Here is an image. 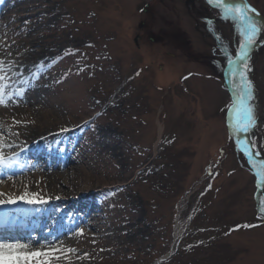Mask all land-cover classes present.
I'll return each mask as SVG.
<instances>
[{"label": "rangeland", "instance_id": "1", "mask_svg": "<svg viewBox=\"0 0 264 264\" xmlns=\"http://www.w3.org/2000/svg\"><path fill=\"white\" fill-rule=\"evenodd\" d=\"M247 2L264 19V0ZM4 3L0 54L7 45L11 55H0V75L18 63L29 93L0 106V152L18 153L23 165L0 169V187L12 180L0 200L15 201L0 204V212L23 204L28 237L37 241L49 213L65 225L74 226L71 214L83 218L78 205L63 204L80 195L99 213L103 231L94 236L76 226L50 264H264L256 178L221 111L232 95L223 53L214 50L221 41L229 51L238 47L235 22L207 0ZM32 41L40 46L31 49ZM34 51L45 55L26 62ZM250 65L258 120L251 139L264 144V43L253 48ZM39 136L35 149L62 169L49 171L45 159L27 155ZM49 172L58 175L52 184ZM25 192L47 203L18 199ZM56 195L62 199L51 205ZM243 224L258 226L232 231ZM50 229L41 227L42 235Z\"/></svg>", "mask_w": 264, "mask_h": 264}, {"label": "snow or ice", "instance_id": "2", "mask_svg": "<svg viewBox=\"0 0 264 264\" xmlns=\"http://www.w3.org/2000/svg\"><path fill=\"white\" fill-rule=\"evenodd\" d=\"M0 3H3V0H0ZM207 3L219 10L222 19L228 20L230 18L235 22V27L240 37L237 41L238 47L235 50L229 51L228 45H225L223 41H221L220 47L214 50L216 53H223L226 65L224 75L227 77L226 83L232 93L231 102L226 104L221 111L225 112L226 123L232 133L230 139H235L239 151L256 178V196L259 200L257 219L264 221V144H258L255 139H251L257 128L258 120L254 105V84L249 78L253 48L258 43H264V41L259 39V37L264 35V24L257 19L261 15L260 12L251 6L247 0H240V2L236 3L230 2V0H207ZM217 39L219 40L220 37H217ZM4 54L7 56L11 55L7 45L4 48V53L0 55ZM5 62V60L0 59V64ZM20 67L21 65L17 63L15 68L9 67L4 75H0V106H6L7 103L12 102L14 97H23L25 94L23 91H9L14 79L12 72H16L21 76L24 75V73L20 72ZM0 71H4V69L0 67ZM78 71H83V69H78ZM59 82L57 81V83ZM5 94H8L7 101L4 99ZM97 104H99V101H97ZM99 115L97 114V118H99ZM77 127H80V125ZM71 131H73L72 128L61 129V133ZM241 134H243V138H241ZM56 143L59 145L62 141ZM9 147H15V145H9ZM47 147L51 149L52 145L48 144ZM0 148H3V146L0 145ZM53 150L64 151L60 147H56ZM221 151L223 152V150ZM13 166L23 167L19 162L18 153L6 157L0 152V169L12 168ZM213 174L216 173L210 171V176ZM208 187H211V185H208ZM0 195L3 194L0 193ZM18 199L29 204L47 203V199L39 198L38 193L30 194L25 192ZM56 199H60V197H56ZM14 202V200H0V204ZM8 223L7 215L0 218V225L7 226ZM256 226L258 225H237L232 231ZM80 234H83V229L80 230ZM34 243H38V241H33L30 238L28 243H23L19 239L5 236V238L0 239V253L10 257L7 264H50V260L52 258L59 259V253L63 251V249L28 251L29 246ZM72 251V249L68 250L69 253Z\"/></svg>", "mask_w": 264, "mask_h": 264}, {"label": "bare ground", "instance_id": "3", "mask_svg": "<svg viewBox=\"0 0 264 264\" xmlns=\"http://www.w3.org/2000/svg\"><path fill=\"white\" fill-rule=\"evenodd\" d=\"M7 8H8V6L5 5V3H4V5H2L0 7V18L7 14V12H8ZM29 9L33 10L34 8L32 7V8H29ZM261 18L263 19L262 15H261ZM39 46H40L39 42H33V41L30 42V48L31 49L32 48H38ZM44 55H45V51H40V52H35L34 51V52L29 53V54L26 55V58H30L29 60H26V62L27 61H28V63H34V62H37V61L39 62L40 60H37V59L40 58L41 56H44ZM25 64H27V63H25ZM25 70H27V69H25ZM21 71H23V70H21V67H20V72ZM13 75H14V79H13L14 85H13V87L11 89L14 90L15 92L18 91V89L23 91L24 84L26 85L25 82L28 81V78H24V77H22L21 75H19L16 72H13ZM24 76H26V75L24 74ZM12 90H10V92H12ZM25 92L29 93L27 90ZM230 95H232V93ZM4 97L7 99L8 98V94H5ZM31 135L33 136V134H31ZM40 137L41 136L36 137L35 139H33L32 141H30L28 143V145H30L31 147H28L29 149L27 151H25V152L28 153L29 157L32 156L30 154L40 155L41 156V153L39 152V150L35 149V147H34V145L37 143V141H38V139ZM6 145L9 146V144H6ZM238 151H239V149H238ZM42 159H45V157H43V156L41 158L39 157L37 159V161L39 162ZM65 161L66 162L64 164H69L68 159H66ZM54 162L55 161L53 159H49L48 161H46L49 171L51 169H53L54 167H55L54 169H57V170H60V169L63 168V165L62 166H61V164H57L56 165ZM36 166H38V165H36ZM65 168L68 169L69 167L66 166ZM46 175H49L46 178V182L48 181V184H52L55 180H57L56 176H58V175L56 173L49 172V174H46ZM91 178H93L92 174L86 175V179L91 180ZM11 181L12 180H9L8 183L5 184L4 186H6L9 183H11ZM4 186L0 187V191L2 193L6 192V190H7V189L5 190ZM58 196H60V194ZM58 196L56 195L55 197H52L53 199L50 201V204L52 203L51 205H53V204L57 205V203H55L53 200L56 199V197H58ZM79 198H80L79 202H75V201H72V200L68 199L67 202H64L63 204H66L68 206V208L71 209V210L76 208V205H78V208L76 210L81 211L83 213V218L82 219H79V218L77 219V216H74L73 214H71L70 218L72 220H74V223H72V224H74V226H73V225H65V224H63L64 222H62V217L58 216V215H56L57 217H55V219H54V214H50V213H49L50 215L48 214L46 217H42L43 219L41 220L40 227H38V231H40V233H36L35 232L36 235H37L38 243L31 244L29 246V248L27 249L28 251H31V250H34V249L49 250V249H52V248H57L58 249L59 247H62V248L64 247L65 248V246L62 245V244L67 241V239H68L67 237H68L69 234H71L73 232V229H75L76 226H79L81 224L85 225L87 228L92 229V231H93L92 235H94V236L95 235L97 236L98 233L99 234L103 233V231L101 229L102 226L101 227L97 226L96 223H95V221L96 222L99 221V213L97 212V210L91 204H88L86 202V200H84V198L81 197L80 195H79ZM61 199L62 198L56 199V201H60ZM21 205H23V204H21ZM52 209H53V207L50 209V211ZM22 211H23V209L22 210L21 209L16 210L15 211L16 216H11L10 219L8 218L9 219L8 225L7 226L3 225V226L0 227V239L5 238V236H9L11 238L19 239L23 243H28V241H29V237L28 236H29V230L30 229L29 230L27 229V225L26 224L28 222V218H30V217L27 216V215H24L25 213H23ZM52 213H54V211H52ZM52 223H55V225H53ZM102 223L99 222L100 225H102ZM41 227L51 228L49 236H43L42 235ZM3 257H9V256H6V255L0 253V259L3 258Z\"/></svg>", "mask_w": 264, "mask_h": 264}, {"label": "water", "instance_id": "4", "mask_svg": "<svg viewBox=\"0 0 264 264\" xmlns=\"http://www.w3.org/2000/svg\"><path fill=\"white\" fill-rule=\"evenodd\" d=\"M230 2H233V3H236V2H240V0H230ZM259 18L264 21V19L261 18V16H259ZM136 41V40H135ZM225 72V71H224ZM226 79L227 77L224 75V81H225V84L227 85L226 83ZM227 88H229V86L227 85ZM241 138H243V134H241Z\"/></svg>", "mask_w": 264, "mask_h": 264}, {"label": "flooded vegetation", "instance_id": "5", "mask_svg": "<svg viewBox=\"0 0 264 264\" xmlns=\"http://www.w3.org/2000/svg\"><path fill=\"white\" fill-rule=\"evenodd\" d=\"M144 26H145V25H144V23H143V22H141V23H140V27H139V28H140V30H144V29H145V27H144ZM137 37H138V39H140V37H141V36H137Z\"/></svg>", "mask_w": 264, "mask_h": 264}]
</instances>
